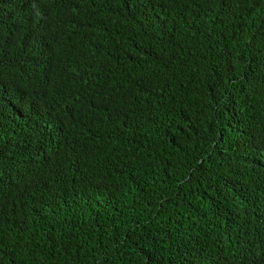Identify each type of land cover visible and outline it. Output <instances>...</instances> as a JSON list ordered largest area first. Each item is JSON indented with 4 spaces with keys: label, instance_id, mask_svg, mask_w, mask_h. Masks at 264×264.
Segmentation results:
<instances>
[{
    "label": "trees",
    "instance_id": "obj_1",
    "mask_svg": "<svg viewBox=\"0 0 264 264\" xmlns=\"http://www.w3.org/2000/svg\"><path fill=\"white\" fill-rule=\"evenodd\" d=\"M0 264H264V0H0Z\"/></svg>",
    "mask_w": 264,
    "mask_h": 264
}]
</instances>
